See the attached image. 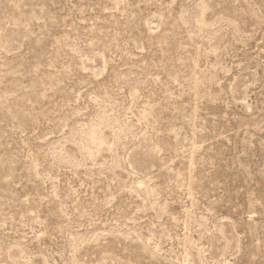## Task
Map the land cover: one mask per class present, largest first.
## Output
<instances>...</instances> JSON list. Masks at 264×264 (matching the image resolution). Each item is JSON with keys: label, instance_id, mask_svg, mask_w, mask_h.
<instances>
[{"label": "rangeland", "instance_id": "1", "mask_svg": "<svg viewBox=\"0 0 264 264\" xmlns=\"http://www.w3.org/2000/svg\"><path fill=\"white\" fill-rule=\"evenodd\" d=\"M0 264H264V0H0Z\"/></svg>", "mask_w": 264, "mask_h": 264}]
</instances>
